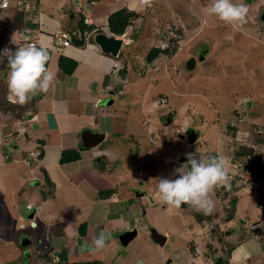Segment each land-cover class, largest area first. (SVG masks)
Listing matches in <instances>:
<instances>
[{
	"label": "rangeland",
	"instance_id": "374dc122",
	"mask_svg": "<svg viewBox=\"0 0 264 264\" xmlns=\"http://www.w3.org/2000/svg\"><path fill=\"white\" fill-rule=\"evenodd\" d=\"M69 1L40 0L38 3L41 14L42 6L57 5V11L66 14L65 19L80 24L85 1L75 0L68 5ZM106 1L101 0V3ZM115 1L116 8L124 5L138 17L131 25L132 30H127L126 38L131 39L128 46H122L120 52L119 58L128 62L125 81H114L121 87V93L116 95L112 105H107L111 99L100 104V112L93 117L97 115L99 120L93 128L105 135L114 129L120 130L113 134L119 145L113 146L108 136L95 151L84 150L94 152L97 159H102V164H112L117 176L111 179L125 213L121 217L115 215L113 220L98 221L100 223L94 227L87 224L84 228L87 236L83 238L77 236L80 226L75 229L70 225L71 229L65 231L73 230L76 235L65 236L55 221L60 227L66 226L69 219L64 205L81 196L76 192L77 186L66 182L64 175L68 170L71 173H66L67 178L71 176L75 183H83L87 172L74 165L65 166L66 172L60 168L55 170L59 147H50L44 160L34 155V166L43 165L47 169L49 179L55 184L51 187L46 173L37 169L33 173L32 164L26 163L37 147V140H29L25 135L27 131L30 135L35 133L33 125L17 134V139L12 133V140H0V161L5 162L0 165V264H53L54 260L56 264H68L60 262L59 255L67 250L70 264H210L211 254L228 264H264V201L260 200L264 194V180L248 185L236 177L248 173L234 170L230 174L228 195L215 190V210L210 215L194 211L187 204L179 209L168 206L162 203L157 189L160 178H172L175 168L187 162L188 153H197L205 159L218 153L229 163L230 158L237 160L229 142L233 140L230 126L235 123L242 129L235 119L237 116L243 119L245 130L238 133L236 130V138L247 141L245 134L251 137L256 147L255 162L264 160V0H234L249 9L247 23L238 31L207 15L212 0H153L151 7H144L140 0H129V7L125 5L126 0ZM99 2L86 7L84 16H91V8H97ZM64 27L71 28L67 24L61 26ZM178 29H181L180 35ZM0 31H6L3 20ZM173 34L181 37L176 41V53L167 52L148 61L147 53L154 46L169 48L171 42L175 45L171 40ZM15 35L11 33L10 36ZM203 50H208L204 62H198L196 67L187 65L190 54ZM1 89H8L6 80L0 83V94L4 92ZM243 98L256 102L254 109L250 102L247 104V111H254L249 117L242 113ZM167 114H171L169 124H165ZM119 119L120 124L114 125ZM188 127L196 130L197 142L183 136ZM83 130L75 134L76 145H82ZM3 131L8 134L10 130ZM63 140L66 147L70 145L67 136ZM220 146L221 149L223 146V155ZM232 169L229 164V170ZM106 180L103 183L106 184ZM143 192L146 198L139 196ZM233 198L237 199L235 206L231 204ZM42 199L48 201L40 202ZM81 207L74 204L75 215L83 216L88 212V208ZM34 209L38 212L31 219L28 216ZM33 222L38 227L33 228ZM254 223L260 224L258 230L252 229ZM151 228L167 236L164 246L152 240ZM131 229H137L138 235L125 246L120 236ZM102 231L111 233L105 253L93 252L92 245H87L84 252L82 239H94ZM208 246L217 249L205 252Z\"/></svg>",
	"mask_w": 264,
	"mask_h": 264
},
{
	"label": "crops",
	"instance_id": "0c3cea01",
	"mask_svg": "<svg viewBox=\"0 0 264 264\" xmlns=\"http://www.w3.org/2000/svg\"><path fill=\"white\" fill-rule=\"evenodd\" d=\"M20 1L21 0H10L11 6L15 7L20 5V3H25L26 10L29 8V6H37L38 25L34 28V30H32L34 32L30 36L38 43V46L44 45L50 50L48 68L56 74V80L54 82V86L49 90V92L41 93V95L37 96L36 98L34 97V104L28 106L27 110L23 114V118H13L12 115L8 114L7 112L0 111V140H3L4 142L12 140V137H10V134L12 133L17 139V134L25 132L33 125V130H35V133L33 132V135L29 134L30 131L25 133L29 140H37V147L35 151H33L28 156V160H26V163L32 164L33 173L35 169L42 171L44 169L47 170L43 165L39 166L36 164V166H34V155H38V148L41 147L43 148V155L38 158L41 160H44L43 158L46 156L45 154L49 151L50 147H59L58 164L53 167L55 170L60 168V170L63 169V171L66 172L65 166L70 168L74 165L78 166L77 169L87 172V176L83 178L84 184L81 182L75 183V180L71 176L69 177L70 179L67 178V174L70 175L71 173L68 170L66 172L67 174L65 173L66 176L64 175L66 182L77 186L76 192L79 196H81V198L78 200H74L73 202L68 201L65 203L63 210L67 212V217L69 219V222L66 224V226L60 227L58 225V221H55V225L59 228V230L63 229L60 231L62 233L64 232L63 234L70 238L72 235H76L73 230H70V233H67V230L65 231V229H71V226L75 229H77V226H80L81 224H89L90 226L94 227L96 224L98 225L100 223L98 221H107L110 219L113 220L115 219V215L118 214L117 216L121 217L122 213H125L120 194H118L117 188L113 186V179H111V177L114 178L117 176L116 171H114L112 168V164H102V159L100 157L97 159L98 156L94 154V152L88 153L85 150H81L80 160L66 164L60 163V156L63 150L80 148L79 143H77V145L75 144V134H78L81 128H84V130L96 129L95 127L93 128V126L94 124L98 123L99 119L97 120V115L95 119H93V117L95 116V113L98 114V112H100V104L106 101V95L110 93L108 91H113L112 93L114 94L115 98L117 94L121 93V87L115 84L114 81H125L128 74L127 60L116 57L114 58L110 54L102 52L95 41L91 42L90 39L92 36H94L97 29H102V32L112 35L108 28V18L113 12L125 7H123V5L116 8L115 0H107L106 2L102 3L100 0V4H98L97 8H91V16L89 17L92 20V24L88 26L93 27V29L91 32H87L85 34V46H78L75 43H72L70 46L61 47L56 45L54 38L55 34L60 29H67L65 27L61 28V26H66L67 24L71 27L70 29H67V31L70 32V35L75 34L78 36V34H80L78 29L79 24H77L76 21L71 22L65 19L66 14H60L57 11V5L55 7L52 5L48 7L41 5L43 10L41 14V9L38 3L40 0H24V2ZM128 2L129 0H126L125 5L129 7L130 3ZM72 17H74V15H71V18ZM59 18H61V20L57 21ZM127 30L131 31L132 26L130 25ZM128 31L124 34V36H122L124 39L123 46L126 47L131 40L126 38ZM61 55L68 56L78 61V66L72 75H66L64 71L61 70L59 65V58ZM129 58L132 59L131 56H129ZM124 65H126L127 72L123 69ZM9 71L10 69L5 63L3 67L0 68V81L8 80ZM29 115L31 116L28 117ZM119 121L120 119L115 121L113 124L117 126L120 124ZM34 123H37L36 127H34ZM143 127L146 129L145 125H143ZM6 128L10 130L8 134L3 133V130ZM49 132L55 133V135H53L55 137L51 138L53 136H51ZM112 132H106L105 139L109 136V142L112 143L113 146L119 145L118 139H114L113 134L115 132H120V130L114 129ZM65 136L68 137L70 144L67 147L63 140ZM123 146L126 147L125 141L123 142ZM95 148H91L90 151H95ZM127 152L128 151H125L124 154H127ZM3 164H5V162L0 161V165ZM104 179H107L106 184L103 183ZM38 182L41 183V181ZM111 188L114 189L115 192L109 197L100 195V192ZM139 196L146 198L147 194L143 192ZM43 201L45 203L48 200L42 199L40 202ZM74 204L79 206V208L81 206L88 208V212L83 216L82 214L80 216L75 215L73 211ZM183 210L187 211L185 207ZM37 212L38 209L35 210L34 215ZM96 213H98L99 216ZM41 220L44 221V218L42 217ZM77 232V236H82V238L87 236V232L85 230L84 232H81L78 229ZM82 240L84 244L83 251L85 252L87 245L89 247L92 245L93 239H89L91 241H84V239ZM75 245L79 246L80 244L75 243ZM105 251L106 249L104 248L99 251V253L103 254ZM37 253L41 254L39 251H37ZM46 257L49 258V255ZM53 264H56V260L53 261Z\"/></svg>",
	"mask_w": 264,
	"mask_h": 264
},
{
	"label": "clouds",
	"instance_id": "9594fccd",
	"mask_svg": "<svg viewBox=\"0 0 264 264\" xmlns=\"http://www.w3.org/2000/svg\"><path fill=\"white\" fill-rule=\"evenodd\" d=\"M97 1L98 0H96L93 5H87L85 2V5L86 7L94 6ZM20 2H24V0H21ZM140 3L144 7H151L153 0H140ZM20 5L26 7L25 3H20ZM9 6H11L10 0ZM31 7L32 6H29V8ZM86 7H82L81 9V14L83 15L82 22L85 23V18H88L90 21L85 24L91 25V18L84 16ZM29 8L26 10V20L28 19L29 13H31ZM248 11L249 9L247 5L243 3H235L234 0H212L207 7V15L214 16L224 24L231 26L233 31H238L247 23ZM27 21L36 26L38 25L37 22L32 23L29 20ZM32 30L34 29H27L24 32H20L16 34L14 38H8L6 31H0L2 39H5L8 43L9 41H12V43L9 44L14 47L17 46L14 51L9 48L3 50L0 49V68L6 63L10 69L7 80L8 100L21 107L30 103L36 95L49 92L54 86L56 80V74L47 66L50 60V50L44 45L38 46V43L30 36L34 32ZM21 34H26L29 40H34L36 44L29 43L26 46H22L19 39ZM72 35H70V45L73 43ZM171 36H173V38L177 37L175 34ZM54 38L56 43V37L54 36ZM56 45L58 44L56 43ZM244 99L245 98H243L241 106L244 105L245 101L246 104L250 102L254 105L253 109L255 108L256 102L254 99ZM113 103L114 101L112 104ZM242 113H244V111H242ZM37 152V157H40L39 150ZM237 163L238 164L230 162L233 169L229 170V162L223 156L208 157L205 159L201 158L197 153H188L187 162L175 168L172 178L164 177L159 179L157 185L159 197L162 203L168 206L179 209L181 205L187 204L194 211L210 215L215 210V190L219 187H229L230 174H232L234 170L235 172L242 170L240 167L241 163L239 161H237ZM239 177L240 176H238V178ZM32 227L36 228L38 225L33 222ZM110 239V232H100L99 235L93 239L91 250L93 252L101 251L106 247L107 242Z\"/></svg>",
	"mask_w": 264,
	"mask_h": 264
},
{
	"label": "trees",
	"instance_id": "16d2710c",
	"mask_svg": "<svg viewBox=\"0 0 264 264\" xmlns=\"http://www.w3.org/2000/svg\"><path fill=\"white\" fill-rule=\"evenodd\" d=\"M137 15H138L137 13L127 8L119 9L113 12L112 14H110L107 23H108V28L111 34L116 35V36H123L127 32L128 27L132 25L133 22L134 23L136 22V17H138ZM26 17H27V11L23 5H18L15 7L8 6L5 9L0 10V18L5 23V29H6V34L8 35V38H12V36H10L11 33L18 34L20 32L26 31L27 29H34L36 27V25L28 22L26 20ZM78 29L80 31V34L78 36L72 35V42L78 46H85V34L87 32H91L93 27H90L81 21V23L78 26ZM98 32H102V29H97L96 33ZM175 32H177V30H175ZM178 32H179L178 34L180 35L181 29L180 30L178 29ZM180 38H181L180 36H177L176 38H173V39L170 38L172 41L174 40L175 45L172 44L173 42H171V47L169 48H167L168 46L166 47L154 46L147 53V57H146L147 60L152 62L156 57H159L167 52L172 53V54L176 53V51L178 50L176 41H179ZM90 40L91 42H94V36H92ZM125 53L126 52H124V55H126ZM119 57H121L120 53H119V56H117L116 58H119ZM59 65H60L61 70H63L66 75H72V73L78 66V61L68 56L61 55L59 58ZM123 69L127 72L126 65H124ZM1 82L2 81H0V83ZM1 90H3L4 92L0 94V111L7 112L8 114L12 115L13 118H23V114L27 110L28 106L33 105L35 102V99L33 97L31 102L27 104V106L21 107L17 104L11 103L8 100L7 89L6 90L1 89ZM39 95H41V93L36 95L35 98ZM232 131L234 133L236 130L232 129ZM81 146L79 149L63 150L60 156V163L66 164V163L80 160L81 150H84L85 148L83 145ZM38 150L40 152V156L43 155L42 153L43 148H39ZM43 171L44 173H46L47 180H48L47 182H49V184L52 185L51 187H53L55 184L49 179L46 170L44 169ZM114 192H115L114 189H108V190L100 192V195L109 197ZM225 194L228 195L227 192ZM236 203H237V199L234 198L233 200H231L232 206H235ZM230 217H232V214L230 215ZM85 226H86L85 224H81L79 227V230L81 232H84ZM59 255L61 258L60 262L65 261L68 264H70L68 262V250L65 252L61 251ZM39 257H42V254H39ZM81 264H91V263L83 262ZM95 264H102V263L96 262Z\"/></svg>",
	"mask_w": 264,
	"mask_h": 264
},
{
	"label": "flooded vegetation",
	"instance_id": "af4514ba",
	"mask_svg": "<svg viewBox=\"0 0 264 264\" xmlns=\"http://www.w3.org/2000/svg\"><path fill=\"white\" fill-rule=\"evenodd\" d=\"M261 20V19H260ZM259 20V21H260ZM261 22V21H260ZM262 25V23H261ZM208 53V50H203V52H197V54H190L188 56L189 60L187 61V65L189 66H192V67H196V64L198 62H204L205 61V54ZM187 58V59H188ZM207 62H205L206 64ZM247 107V104L246 102L244 101V105H242L241 109L242 111H244V114L245 116L247 115L248 117L250 116V114L254 113L253 110L251 109H246ZM169 117H167V121L165 122V124H169L171 123V120H170V116L171 114H167ZM243 116V114L241 115ZM235 119H237L239 126L240 124L242 125V129L239 128L237 125H235L234 123V126H230V129H235L237 130V133L238 131L241 132H244V123H242V118H240L239 116L235 117ZM241 127V126H240ZM195 129L193 128H190L188 127L187 129H185V131H183V136L184 137H188L191 142H197L198 141V137L196 136V134L194 133ZM175 133L180 136V132H178L177 130H175ZM237 133L236 134H232L230 137L233 139V140H230V148H232V145H233V149L231 151H233V153L235 154L234 157L236 156L238 159L236 160L235 158H230L231 162H234L235 164H238L237 161H239L241 163L240 167L243 171L247 172L248 175H243L244 177H239L240 181L243 183H247L248 185H255L256 183H260L262 180H264V160H262V163H256L255 160H256V147H255V142L252 140V138L250 139L248 135L245 134V138L247 139L242 141L238 138H236L237 136ZM239 135V134H238ZM238 137V136H237ZM228 140H226L227 142ZM264 142V141H263ZM225 143V142H224ZM241 148H252V151L251 152H248V151H245V150H241ZM229 149V148H228ZM220 150V154L223 155V146H222V149H221V146L219 148ZM222 151V152H221ZM215 156H219L218 153H216ZM242 157H248V159L246 160L245 158L242 159ZM245 160V161H244ZM230 164V163H229ZM238 166V165H237ZM238 177V176H236ZM231 178V176H230ZM231 186V184H230ZM230 186L229 188H224V187H219L217 189L221 190L222 192H227L228 189H230ZM224 188V190H222ZM229 191V190H228ZM228 193V192H227ZM234 199V198H233ZM232 199V200H233ZM261 201H264V194L261 196ZM192 234V233H191ZM168 239V238H167ZM167 243V242H166ZM207 249L205 250V252H208V250L210 251H216L217 248H212L211 246H208L206 247ZM212 248V249H211ZM212 257H214V259H212ZM210 261L211 263L210 264H228L225 262V260L221 257H216V256H212V254L210 255ZM207 263V262H206ZM209 264V263H207Z\"/></svg>",
	"mask_w": 264,
	"mask_h": 264
},
{
	"label": "water",
	"instance_id": "95a60500",
	"mask_svg": "<svg viewBox=\"0 0 264 264\" xmlns=\"http://www.w3.org/2000/svg\"><path fill=\"white\" fill-rule=\"evenodd\" d=\"M74 0H70L69 4L73 3ZM264 21V17L262 18ZM94 41L95 43L100 47L102 52L110 54L113 57H117L119 55V52L123 46L124 39L122 37H118L115 35H108L104 32H98L94 35ZM118 91V90H117ZM109 94L106 95L107 99H111L109 101V105L112 104L114 101V94L109 90ZM36 127V124L35 126ZM105 139V134L96 132L92 129H85L82 132L81 140L82 145L85 148L91 149L99 146ZM241 150H245L248 152L252 151V148H241ZM224 190V188L222 189ZM35 210L28 216V217H34ZM151 238L155 243H158L160 246H164L167 242V236L161 232H159L156 228H151ZM138 235V231L136 229L124 231V233L120 236V241L123 245L127 246L136 236ZM27 243V242H26ZM28 243H30V240H28Z\"/></svg>",
	"mask_w": 264,
	"mask_h": 264
},
{
	"label": "built area",
	"instance_id": "2783aa9c",
	"mask_svg": "<svg viewBox=\"0 0 264 264\" xmlns=\"http://www.w3.org/2000/svg\"><path fill=\"white\" fill-rule=\"evenodd\" d=\"M96 0H85L87 5H93L95 3ZM9 6V0H0V10L5 9L6 7ZM30 12L28 15V19L29 21H31L32 23H36L37 22V13H38V9L37 6H32L31 8H29ZM90 20L88 18H85V23H88ZM56 37V43L60 46H69L71 43V36L70 33L66 30H60L57 32V34L55 35ZM20 39V44H22V46H26L29 43H35L34 40H29V38L27 37L26 34H21V36L19 37ZM17 46H12L10 45L7 41H5V39L1 38V34H0V49L3 50L5 48H9L12 49L13 51L16 49ZM253 230H258L260 227L259 223H254L251 225Z\"/></svg>",
	"mask_w": 264,
	"mask_h": 264
}]
</instances>
